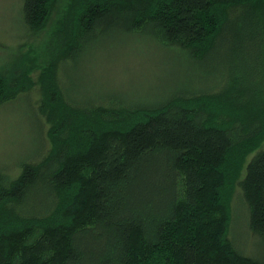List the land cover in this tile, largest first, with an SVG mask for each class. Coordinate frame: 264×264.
Listing matches in <instances>:
<instances>
[{
    "label": "trees",
    "instance_id": "16d2710c",
    "mask_svg": "<svg viewBox=\"0 0 264 264\" xmlns=\"http://www.w3.org/2000/svg\"><path fill=\"white\" fill-rule=\"evenodd\" d=\"M53 3L22 0V25L39 27ZM62 5L61 23L71 15L64 23L68 50H55L50 36L54 53L75 56L96 29L118 27L146 34L195 66L211 59L223 70L205 65L216 79L206 90L174 91L164 103L138 109L124 104L131 111L123 113L101 101L95 115L82 118L71 117L72 103L55 91L54 77L46 90L48 153L14 177L0 175V264H264V106L257 100L264 0ZM223 44L245 51V70L227 71ZM10 83L0 77V92L13 89L0 99L16 92L19 84ZM214 103L221 114L212 111ZM242 169L247 225L256 238L249 252L228 237Z\"/></svg>",
    "mask_w": 264,
    "mask_h": 264
},
{
    "label": "rangeland",
    "instance_id": "374dc122",
    "mask_svg": "<svg viewBox=\"0 0 264 264\" xmlns=\"http://www.w3.org/2000/svg\"><path fill=\"white\" fill-rule=\"evenodd\" d=\"M63 2L54 0L43 23L28 30L21 22L22 0H0V77L9 85L11 79L19 84L11 98L0 99V175L14 177L25 162H37L48 153L51 143L46 128L50 104L46 90L54 77L55 91L72 103L68 104L71 117L82 118L95 115L101 101L109 106L116 104L114 108L123 113L131 111L124 110L127 107L124 104L138 109L139 104H162L174 91L206 90L216 79L206 74L205 65L213 63L218 72L223 70L221 63L211 59L195 66L196 62L181 53L158 48L144 37L146 34L118 27L96 29L75 56H68L64 23L71 22V15L65 14L62 23L59 20ZM50 36L55 37L53 48L58 51L62 46L65 51L54 53L48 42ZM231 49L227 44L221 46L230 57L227 71L245 70L240 66L245 64L242 61L245 51ZM222 55L220 52L219 56ZM12 92L8 87L0 94ZM257 100L264 106V73ZM42 102L45 110L39 107ZM211 109L217 115L224 111L216 103L211 104ZM243 173L242 169L232 190L228 237L238 248L249 252L248 249H256L253 245L256 238L247 225L248 206L241 193Z\"/></svg>",
    "mask_w": 264,
    "mask_h": 264
}]
</instances>
